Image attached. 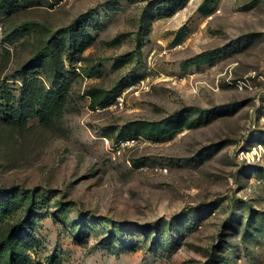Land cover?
<instances>
[{"label": "rangeland", "instance_id": "374dc122", "mask_svg": "<svg viewBox=\"0 0 264 264\" xmlns=\"http://www.w3.org/2000/svg\"><path fill=\"white\" fill-rule=\"evenodd\" d=\"M0 22V191L35 204L0 239L24 219L32 264H264V0H10Z\"/></svg>", "mask_w": 264, "mask_h": 264}, {"label": "trees", "instance_id": "16d2710c", "mask_svg": "<svg viewBox=\"0 0 264 264\" xmlns=\"http://www.w3.org/2000/svg\"><path fill=\"white\" fill-rule=\"evenodd\" d=\"M12 1V0H11ZM10 0H0V10H6L9 6ZM1 28L2 23L0 22ZM3 33V28H2ZM7 41L6 35L2 34L1 42ZM4 47V46H3ZM80 48H83V44L79 45ZM46 53V51H44ZM40 53H43L40 52ZM45 53H43L40 58L33 59V62H40L42 57H44ZM199 59H204L202 56L198 57ZM51 59H54L51 57ZM57 75V73H56ZM60 86V87H59ZM63 84L56 82L52 88L55 90V101L52 102L54 97L44 94L42 104H48V110L41 109L36 113V116H39L42 122H47L50 116H55L64 105V94L61 92V88ZM97 89L90 90L88 95L91 98V105H103L106 102V96L103 94L100 97L95 95ZM100 92V90H98ZM48 93V92H47ZM23 98L19 101L21 107L8 106L6 109L8 110L6 113L2 115V120L9 125H20L24 121H26L29 117L32 116L30 111L33 108V100L32 94L28 91L22 93ZM101 99V100H100ZM191 123H186L185 121H177L172 124L165 125L164 123L158 122H134L127 126L126 130H122V137H129L133 135H137L139 133H145L147 136L149 135L153 139L158 136L165 135L171 133L173 131H177L184 126H190ZM17 193L14 190L5 189L0 191V224L5 219L12 217L15 213L16 209L26 203L23 217L29 215L32 210L35 208L34 204V195L27 190L21 192L20 199L16 197ZM24 219L19 220L17 224L13 225L8 233L0 239V264H32L28 251L37 246V242L35 238L24 229L25 226ZM227 222H231L230 220ZM47 264H57L58 260L55 257H49Z\"/></svg>", "mask_w": 264, "mask_h": 264}, {"label": "built area", "instance_id": "2783aa9c", "mask_svg": "<svg viewBox=\"0 0 264 264\" xmlns=\"http://www.w3.org/2000/svg\"><path fill=\"white\" fill-rule=\"evenodd\" d=\"M1 37H2V28H1V25H0V42H1Z\"/></svg>", "mask_w": 264, "mask_h": 264}]
</instances>
